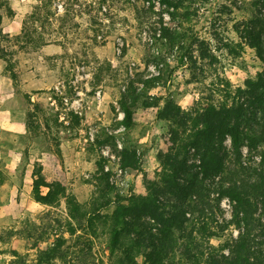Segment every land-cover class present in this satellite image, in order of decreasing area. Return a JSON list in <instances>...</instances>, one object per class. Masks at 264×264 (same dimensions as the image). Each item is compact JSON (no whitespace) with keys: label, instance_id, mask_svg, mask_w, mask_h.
I'll return each mask as SVG.
<instances>
[{"label":"rangeland","instance_id":"1","mask_svg":"<svg viewBox=\"0 0 264 264\" xmlns=\"http://www.w3.org/2000/svg\"><path fill=\"white\" fill-rule=\"evenodd\" d=\"M170 1L179 9L164 0H7L23 15V35L3 41L11 63L0 59L2 90L13 107L9 129L0 133V264H47L43 258L50 264H119L132 239L123 236L125 245L111 254L114 211L172 171L165 156L177 126L160 113L167 101L194 116L200 106L226 98L225 80L238 86L264 70L253 49L244 44L234 50L243 41L241 24L264 16V0ZM194 38L205 40L206 59H199ZM185 50L194 51L197 66L188 63L171 80L156 82L146 95L151 106L138 103L136 123L127 128L124 94L167 64L175 66ZM182 145L176 149L185 153L191 178L200 159L194 147ZM127 149L136 152L129 167L122 155ZM37 178L61 182L65 194L52 189L50 203L39 200ZM48 192L40 188L41 195ZM67 198L80 204L79 217H71ZM159 199L168 208L184 200L169 189H160ZM232 210L223 198L219 222L230 220ZM240 231L230 226L210 242L223 245Z\"/></svg>","mask_w":264,"mask_h":264},{"label":"trees","instance_id":"2","mask_svg":"<svg viewBox=\"0 0 264 264\" xmlns=\"http://www.w3.org/2000/svg\"><path fill=\"white\" fill-rule=\"evenodd\" d=\"M164 2L179 9L175 2ZM261 5L264 6V2ZM13 14L7 0H0V59L8 63H11L7 56L10 52L3 41L10 36L4 32L3 18ZM188 14L185 11L183 17ZM241 26L243 28L239 31L243 41L234 45V50L243 49L245 44L264 63L263 14L257 13ZM22 35L23 30L15 38H22ZM193 44L199 47V59H206L205 40L194 38ZM176 60L175 66L169 63L159 76L144 81L143 87L130 90L129 95L124 94L123 123L127 128L136 123L138 103L151 106L146 95L156 82L171 80L180 67L188 63L197 66L198 63L193 50L181 52ZM224 85L226 98L200 106L194 116L170 100L161 110L160 113L177 126L173 128L169 140L171 148L165 156V161L169 160L165 163L172 171L162 174L160 184L149 182L152 186L146 187L147 194L131 196L127 204H119L114 211L111 254L125 245L123 236L132 239L119 264H264V70L257 71L238 86L226 80ZM189 122L193 123L191 133L182 137L189 129ZM227 140L229 145L225 143ZM177 142L183 144V149L194 147L200 159V169L192 172L191 178L186 174L190 170L186 155L182 154L180 147L176 149ZM135 153L130 149L123 152L125 167L135 165ZM179 178L187 182H181ZM42 186L49 189L46 195L40 194ZM52 189L56 195L65 194L61 182L37 178L33 185L34 195L45 203H50ZM160 189H169L172 196L184 200H177V206L168 208L159 199ZM210 192L215 196H210ZM226 197L232 205L233 216L219 222L217 210ZM67 203L71 217H79L80 204L74 198H67ZM258 210L261 211L257 216ZM230 226L242 231L223 245L214 246L211 239L220 237V231ZM56 251L54 247L50 249L51 255L55 256ZM140 256L142 261L138 262ZM46 259H40V262L50 264V259Z\"/></svg>","mask_w":264,"mask_h":264},{"label":"crops","instance_id":"3","mask_svg":"<svg viewBox=\"0 0 264 264\" xmlns=\"http://www.w3.org/2000/svg\"><path fill=\"white\" fill-rule=\"evenodd\" d=\"M26 5L21 3V8H24ZM15 10V14L11 16V18H8L7 20V26L4 28V32L11 36H16L21 33L22 23L21 20L23 19V15H19L17 13L16 8H13ZM6 16L3 18V23L5 24ZM3 24V25H4ZM50 47V46H49ZM3 71V66L0 62V76ZM4 88L2 86V83L0 82V133L3 131H7L10 126V119L11 115L13 113V107L11 105V98L9 97V94H7L5 91L2 90ZM6 88H4L5 90ZM3 129V130H2Z\"/></svg>","mask_w":264,"mask_h":264}]
</instances>
